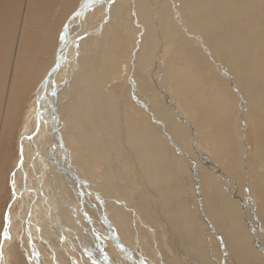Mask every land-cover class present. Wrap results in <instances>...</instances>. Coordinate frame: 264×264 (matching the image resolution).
<instances>
[{"label":"bare ground","instance_id":"obj_1","mask_svg":"<svg viewBox=\"0 0 264 264\" xmlns=\"http://www.w3.org/2000/svg\"><path fill=\"white\" fill-rule=\"evenodd\" d=\"M254 123L264 0H0V264H264Z\"/></svg>","mask_w":264,"mask_h":264},{"label":"rangeland","instance_id":"obj_2","mask_svg":"<svg viewBox=\"0 0 264 264\" xmlns=\"http://www.w3.org/2000/svg\"><path fill=\"white\" fill-rule=\"evenodd\" d=\"M58 81H57V83H60V80H58ZM253 125L255 126V137H254V141H253V149L250 146L246 145L247 152H246V156H245V158L248 157L249 160H251V162H253V158L255 156H257V153H258L257 152V146L258 145H260V148H261V150L263 152V156H264V136L263 137L260 136L258 125L256 123H254ZM255 163H256V161H255ZM10 165H11V163L9 162V166H8L9 172H10ZM259 170L264 171V168L260 167ZM5 173L8 174L6 170H5ZM221 178L223 181H227V180H229L230 177L226 173L222 172ZM236 185L239 186L237 182H236ZM225 189L229 192L233 188L231 189L229 187H225ZM91 197H92V199H95L93 194L91 195ZM255 198H256V200H259L261 203L264 204V191L258 190V193L255 196ZM138 221H139V219H138ZM149 225H151V224H145L143 226L146 227ZM170 226H171V221H170L169 217L166 216V217H164V222L161 223L160 225H158L157 228L159 230H167L170 228ZM143 232L151 233V235L153 237H151V236L147 237V235H146V236H141V241L134 240V242L131 246V248L134 251L142 252L141 251L142 250V243H144V249L143 250L148 249L153 254H155V252H156V254H155L157 256L156 260H159V258H161V256H162L160 250H162V251L163 250H172V248H170V243L172 241H174L173 238H169L170 241L167 242L165 236L161 237V234H158L156 231L155 232L152 231L151 228H144ZM91 235L93 237L92 243L98 245L99 247L101 246L103 249H106L107 244L109 245L108 247H110V244H111L110 235L105 229H103L102 225L99 222H97V226H96V228L93 229V232L91 233ZM137 237H138V234H136V238ZM163 257L165 259L164 255H163ZM262 257L264 258V253L262 254ZM165 261H167V260L165 259ZM167 263L169 264L168 261H167Z\"/></svg>","mask_w":264,"mask_h":264},{"label":"snow or ice","instance_id":"obj_3","mask_svg":"<svg viewBox=\"0 0 264 264\" xmlns=\"http://www.w3.org/2000/svg\"><path fill=\"white\" fill-rule=\"evenodd\" d=\"M5 238H9V237H7V233H5ZM0 256H2V253H0Z\"/></svg>","mask_w":264,"mask_h":264}]
</instances>
